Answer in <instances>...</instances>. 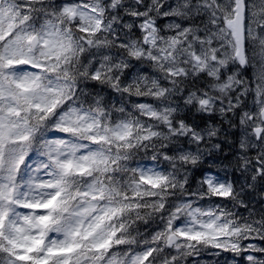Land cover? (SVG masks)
I'll return each mask as SVG.
<instances>
[{
  "label": "snow or ice",
  "instance_id": "1",
  "mask_svg": "<svg viewBox=\"0 0 264 264\" xmlns=\"http://www.w3.org/2000/svg\"><path fill=\"white\" fill-rule=\"evenodd\" d=\"M221 252L264 264V0H0V264Z\"/></svg>",
  "mask_w": 264,
  "mask_h": 264
},
{
  "label": "rangeland",
  "instance_id": "2",
  "mask_svg": "<svg viewBox=\"0 0 264 264\" xmlns=\"http://www.w3.org/2000/svg\"><path fill=\"white\" fill-rule=\"evenodd\" d=\"M225 253V252H224ZM231 253V252H230ZM212 253H206V255L204 256V258L203 259H201V261H202V264H209L208 263V257H212V258H214L215 257V255H211ZM231 254H233V253H231ZM227 257H231L230 255H228ZM240 260H242L243 261V263L244 264H246V260L245 259H243L242 257H240V256H234V254L232 255V257L231 258H228L227 259V264H239V261Z\"/></svg>",
  "mask_w": 264,
  "mask_h": 264
},
{
  "label": "trees",
  "instance_id": "3",
  "mask_svg": "<svg viewBox=\"0 0 264 264\" xmlns=\"http://www.w3.org/2000/svg\"><path fill=\"white\" fill-rule=\"evenodd\" d=\"M230 139H234V138L230 137ZM222 147L224 148V152H225V154L229 155L228 158L230 157L229 159H231V158H232V155H233L234 153L230 151V149L228 148V146H227L226 144H225V145H222ZM209 160L211 161L210 158H209ZM225 161H226V162H225ZM217 163L219 164V163H221V161L218 160ZM223 164H227V160H224V161H223ZM228 170H229V171H232V168L229 167ZM237 173H238V172H237ZM207 259H208V263H209V264H214V263H216V259H214V258H212V257H208Z\"/></svg>",
  "mask_w": 264,
  "mask_h": 264
},
{
  "label": "bare ground",
  "instance_id": "4",
  "mask_svg": "<svg viewBox=\"0 0 264 264\" xmlns=\"http://www.w3.org/2000/svg\"><path fill=\"white\" fill-rule=\"evenodd\" d=\"M228 156H229V155H228ZM229 158H230V157H229ZM229 158H228V159H229ZM225 162H226V161H225Z\"/></svg>",
  "mask_w": 264,
  "mask_h": 264
}]
</instances>
